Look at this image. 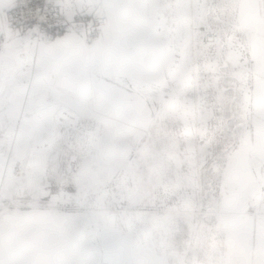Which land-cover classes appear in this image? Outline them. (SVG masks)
<instances>
[{
    "label": "rangeland",
    "instance_id": "rangeland-1",
    "mask_svg": "<svg viewBox=\"0 0 264 264\" xmlns=\"http://www.w3.org/2000/svg\"><path fill=\"white\" fill-rule=\"evenodd\" d=\"M144 2L164 57L137 80L110 83L154 105L149 127H113L55 107L0 126V264H119L124 252L230 264L229 221L243 216L255 231L254 264H264V164L252 144L262 60L250 28L264 23V0ZM195 26L217 31L219 42L201 45ZM12 81L0 75V100ZM219 103L232 131L212 145L207 124ZM240 151L251 167L246 192L235 187Z\"/></svg>",
    "mask_w": 264,
    "mask_h": 264
},
{
    "label": "crops",
    "instance_id": "crops-1",
    "mask_svg": "<svg viewBox=\"0 0 264 264\" xmlns=\"http://www.w3.org/2000/svg\"><path fill=\"white\" fill-rule=\"evenodd\" d=\"M12 3L13 0H0V23ZM55 3L69 20H74L80 11L92 14L99 10L108 17L109 24L102 29L104 34L102 37L101 33L99 43L91 45L83 36L73 33L51 42H36L21 29L1 26L0 75L13 81L0 100V126L10 129L24 115L52 111L55 107L73 118L91 117L113 127H149L154 105L110 83L137 80L150 65L159 64L164 57L159 50L164 48L156 42L144 0H55ZM250 28L256 33L253 46L262 60L255 77L252 144L255 156L264 164V23L259 21ZM118 116L126 123H119ZM247 156L240 151L235 159L239 176V185L235 187L243 192L251 185ZM244 200H240V207L245 206ZM263 225L264 220H257V245L260 236L263 238ZM229 232L230 264H240L242 255H248L249 264H254L252 250L256 237L251 219L244 216L231 219ZM121 256L125 258L119 264H167L151 255L124 252ZM259 256L256 252L257 263Z\"/></svg>",
    "mask_w": 264,
    "mask_h": 264
},
{
    "label": "built area",
    "instance_id": "built-area-1",
    "mask_svg": "<svg viewBox=\"0 0 264 264\" xmlns=\"http://www.w3.org/2000/svg\"><path fill=\"white\" fill-rule=\"evenodd\" d=\"M158 23L157 19V26L153 27L155 33L162 37ZM108 24V17L99 10L92 14L80 11L74 20H69L60 13L55 0H13L0 27L21 29L36 42H51L65 34L73 33L83 36L91 45L101 39L102 25L105 28ZM192 30L199 34L198 42L205 47H212L219 42L217 31L209 27L195 26ZM190 42L193 45L197 43L195 40ZM178 48L179 41L172 43V50Z\"/></svg>",
    "mask_w": 264,
    "mask_h": 264
},
{
    "label": "clouds",
    "instance_id": "clouds-1",
    "mask_svg": "<svg viewBox=\"0 0 264 264\" xmlns=\"http://www.w3.org/2000/svg\"><path fill=\"white\" fill-rule=\"evenodd\" d=\"M103 34L102 31V37ZM227 111V105L224 103L214 104L212 107V116L207 124V137L212 145L223 142L232 131L231 117L227 115ZM69 139L71 140V132H69Z\"/></svg>",
    "mask_w": 264,
    "mask_h": 264
},
{
    "label": "bare ground",
    "instance_id": "bare-ground-1",
    "mask_svg": "<svg viewBox=\"0 0 264 264\" xmlns=\"http://www.w3.org/2000/svg\"><path fill=\"white\" fill-rule=\"evenodd\" d=\"M61 249H62V248H61ZM62 250H63V249H62ZM60 256H62V255H60ZM57 257H58V256H57ZM57 260H58V258H57ZM45 262H46V261H45ZM45 262H44V263H45ZM34 264H36V263H34Z\"/></svg>",
    "mask_w": 264,
    "mask_h": 264
}]
</instances>
